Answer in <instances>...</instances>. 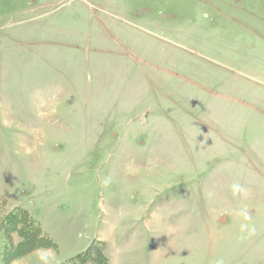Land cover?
I'll return each instance as SVG.
<instances>
[{"label": "rangeland", "instance_id": "374dc122", "mask_svg": "<svg viewBox=\"0 0 264 264\" xmlns=\"http://www.w3.org/2000/svg\"><path fill=\"white\" fill-rule=\"evenodd\" d=\"M88 248L264 264V0H0V264Z\"/></svg>", "mask_w": 264, "mask_h": 264}, {"label": "trees", "instance_id": "16d2710c", "mask_svg": "<svg viewBox=\"0 0 264 264\" xmlns=\"http://www.w3.org/2000/svg\"><path fill=\"white\" fill-rule=\"evenodd\" d=\"M26 232H27V231H26ZM35 232H37V230H36ZM29 234H30V236H33L34 231L29 232ZM32 240H33V239H30L29 242L26 243V245H27L28 248L30 247L29 244H31V243H34V244H35V242L32 241ZM35 240H36V243H42V244H45L47 247H51V246H53V241L50 240V239H46L45 237H43L42 234H41V236H40V235L37 236V238H35ZM27 241H28V239H27ZM23 242H24V241H23ZM21 244H22V243H21ZM34 244H32L30 248H32V247L34 246ZM19 245H20V244H19ZM19 245H18L17 247H15V249L10 250L11 253H13L14 256L16 255V253H18L19 249H22ZM89 249H90V248H88V249L85 251V253L78 254V255L73 259L74 261L71 260V261H68L67 263H69V264H74V263H76V264H85V263H83V261H82L81 259L79 260V257H80L81 255H83V254L86 256V253H88ZM99 254H100V256H101V260H102V262H103L104 264H108V258L106 257V255L103 254V252H101V251L99 252ZM77 262H78V263H77Z\"/></svg>", "mask_w": 264, "mask_h": 264}, {"label": "crops", "instance_id": "0c3cea01", "mask_svg": "<svg viewBox=\"0 0 264 264\" xmlns=\"http://www.w3.org/2000/svg\"><path fill=\"white\" fill-rule=\"evenodd\" d=\"M24 258H26V257H23V258H21V259H19V260H17V261H15V262H13L12 264H21V263H19L21 260H23ZM108 258V257H107ZM41 264H51V263H48V262H46V261H41Z\"/></svg>", "mask_w": 264, "mask_h": 264}]
</instances>
